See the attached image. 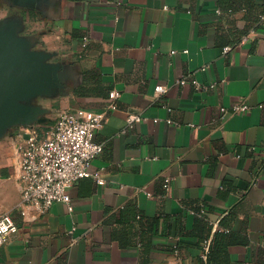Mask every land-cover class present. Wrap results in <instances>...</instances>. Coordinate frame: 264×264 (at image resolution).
I'll return each instance as SVG.
<instances>
[{
	"label": "crops",
	"instance_id": "crops-1",
	"mask_svg": "<svg viewBox=\"0 0 264 264\" xmlns=\"http://www.w3.org/2000/svg\"><path fill=\"white\" fill-rule=\"evenodd\" d=\"M247 2L264 14V0H0V216L18 227L0 264H264V25L248 30ZM113 90L89 166L104 185L81 179L71 212L22 217L18 149L62 113L104 112ZM127 113L144 120L122 133Z\"/></svg>",
	"mask_w": 264,
	"mask_h": 264
},
{
	"label": "built area",
	"instance_id": "built-area-1",
	"mask_svg": "<svg viewBox=\"0 0 264 264\" xmlns=\"http://www.w3.org/2000/svg\"><path fill=\"white\" fill-rule=\"evenodd\" d=\"M252 32H254L252 30ZM228 48L224 49L227 52ZM172 52L171 54H174ZM190 82L195 90L206 91L212 89L216 83L208 86L200 85L190 76L182 77L177 81L178 85ZM161 87L154 90L155 96L162 94ZM118 91L108 94L109 104L102 113L78 110L75 113H62L57 117L52 131L45 137L29 136L24 145L17 151L18 180L21 185L20 201L15 210L26 217L29 211L37 216L46 215L55 204H64L69 212L70 197L68 189L79 180L90 178L98 186L104 185V179L100 171L90 172L89 166L93 159L102 151L103 146L93 141V135L103 126V118L108 111H115L116 100L119 99ZM260 105L259 108H262ZM250 107L245 103H237L230 107L233 114H245ZM219 113L223 116L225 109ZM144 118L138 113H127L125 129L132 128L141 123ZM155 123L158 120L154 121ZM170 123V121H167ZM264 163V160H263ZM171 187V179H163L162 188L168 192ZM192 214L202 216L203 211ZM18 227L10 214L0 216V247L7 243L9 237L17 233ZM74 229L69 231L72 234ZM173 253L178 254L174 245ZM207 254V245L203 248L202 258Z\"/></svg>",
	"mask_w": 264,
	"mask_h": 264
},
{
	"label": "trees",
	"instance_id": "trees-1",
	"mask_svg": "<svg viewBox=\"0 0 264 264\" xmlns=\"http://www.w3.org/2000/svg\"><path fill=\"white\" fill-rule=\"evenodd\" d=\"M228 1L233 4H235V2L238 3L241 2V0H228ZM244 8H245V18L251 24L248 30L257 31V29L261 28V26L264 25V14L256 13L255 7L253 5H249V2L244 4Z\"/></svg>",
	"mask_w": 264,
	"mask_h": 264
}]
</instances>
